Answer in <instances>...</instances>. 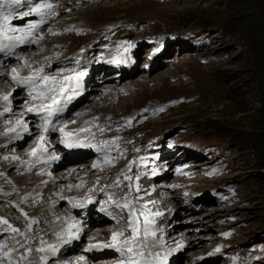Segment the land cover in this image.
<instances>
[{
	"label": "rangeland",
	"instance_id": "obj_1",
	"mask_svg": "<svg viewBox=\"0 0 264 264\" xmlns=\"http://www.w3.org/2000/svg\"><path fill=\"white\" fill-rule=\"evenodd\" d=\"M128 1L120 0L118 6L104 9L101 6L110 5L113 0H83L82 9L74 3L73 8L70 7L72 9H67L62 15L69 16L64 21H60L61 15L58 17L52 14V17L58 18L45 26L46 47L39 57L43 56L51 60L71 55L75 58L76 54L88 52V48L94 46L96 51L104 53L103 55H106V51L112 55L117 50H125L120 55L121 60L126 54L133 53L140 59L138 65L136 64L137 72L129 77L124 76L116 85L115 76H120V71H113L118 72L117 75L113 72L105 75L104 79H109V82L107 80L103 83L101 81L104 79L101 78L98 79L101 81L95 82L97 75H94L92 82L94 90L90 91L80 103L81 106L77 107L78 112L70 116V118L74 117L72 128H78V131L68 140L75 141L79 138L81 129H88L87 133L95 137L98 132L96 128L92 131L90 125L101 120H111L112 124L120 121L124 130L133 129L131 125L136 126L137 130L141 129L140 133L129 138L127 144H119L120 151L122 154H127L128 160L144 153L147 142L161 135L165 139L164 142L169 141L173 144L189 143L193 139L217 143L218 145H211L210 148L206 145L194 147L205 159L196 160L207 162V166L201 172V178L198 172L202 167L193 169L195 162H192L190 168L196 177L175 181L179 192L171 187L168 188L172 181L166 182L167 188L164 194L168 193L171 201L161 192V200L170 206L165 219L160 220V224L156 225L157 236L164 241L158 246L157 251L171 250V255L176 254L174 260H177L179 257L177 252H180L178 249H181L179 244L185 241L181 251L182 258L194 264L221 262L227 264L223 260L232 259L227 258V255L235 257L233 264H236L238 255L239 264H264V0ZM202 26L210 28H206L201 34L183 39ZM42 37L45 39L44 35ZM105 45L108 47L105 48ZM144 45L153 46V52L157 54L155 58L164 62L166 59L167 62L157 69L152 67L145 69L144 61L150 58L148 56L150 47L144 48ZM160 52H166L167 56ZM96 61L107 65L106 60L102 58ZM54 62L56 61L52 63ZM132 63L130 62L131 66L127 71L136 67ZM8 69L6 65L2 69L5 75L0 81L5 87L0 88V96H3V92L10 84L6 74ZM180 97L182 99L171 101ZM165 100H169V104H164ZM161 101L160 106H157L160 111L154 114L155 110L152 107ZM4 103L0 99V105ZM19 104L24 105L21 101L16 106ZM145 110L151 114L146 113L147 117L142 118ZM15 112L19 113L20 110ZM71 124L65 125L64 130H67ZM33 131L39 134L37 129H32ZM9 136L7 141L4 140L0 144L12 143ZM106 137L107 134L105 140ZM102 139L103 137L99 136L95 137L94 141ZM79 140L83 141L80 138ZM28 142L18 147L11 145L8 149L17 151V148H23ZM35 144L36 140L30 143L27 149L18 152L17 157L21 154L24 157L22 160L18 158L17 161L14 156L13 162L34 160L29 155V151L36 147ZM108 144L107 151L110 153L112 146ZM52 149H56L57 153L61 152L63 155L60 157L63 158L62 148ZM176 149L175 151L179 150ZM0 155L10 158L4 149L0 151ZM25 157L29 158L24 160ZM92 159L99 162L107 161L109 157L97 159L94 155L90 159L72 163L70 174L67 170H61L56 174L41 171L28 174L27 163L13 167L6 164V183L20 184L14 188L9 187L13 189L9 190V198L14 202L18 199L17 204L22 213L31 210L38 215L39 213L31 209L30 192L37 195L40 191H49L50 195H56L63 188H67L73 198L89 195L83 192H97L103 185L101 182L105 178L104 174L94 173L90 168L84 171L78 169L82 164H89ZM165 159L160 160L163 166ZM45 161L46 157L43 162L33 163L29 169H36L38 166L49 169L48 166H42ZM185 161L190 159L182 162ZM141 163L149 164L150 161L147 159L145 163L142 158ZM129 165L125 166L122 158L118 159L113 167L115 175L121 176L123 173L132 175ZM216 165H218L217 170L214 169L212 173V167ZM98 178L101 182H97ZM134 178L135 176L129 181L133 182ZM193 180L196 181L192 182ZM134 182L136 183L137 180ZM198 194L202 198L210 199L208 203L210 205L201 203L210 208H203L200 214L191 215V219L187 221L188 226L180 214L178 201ZM216 195H220L222 199L219 200ZM39 199L38 196L34 198V203ZM55 200L56 198L50 199L49 207L55 208ZM134 202L137 208L143 205L141 199H136ZM64 205L65 201L61 199V206ZM170 208H174V212L170 211ZM180 208L182 209L181 204ZM162 209L163 207L159 208ZM37 210H41L40 215L44 218L42 220L36 217L40 222L34 218L23 219L21 215L18 220H13L11 217L9 219L15 222L14 226L20 227L23 231L29 229L28 225L31 224V227L39 226L49 233L50 229L42 225L53 224L52 216L42 208ZM96 211H93L94 216L99 215ZM74 214L69 210L65 213L56 210L55 215L60 220L52 227L63 223L65 215L72 218L71 215ZM94 221L99 222L98 219ZM83 224L86 232L80 247L74 252L66 250L64 254L59 255V261L63 264H111L116 261L118 258L107 256L112 254L111 252L103 251L92 255L94 250L87 251V248L88 241L99 242L98 246L104 245V242L109 241L106 234L111 236V232L117 226L114 227L109 223L95 226L86 219ZM25 241L21 238L22 244ZM52 246L54 243L49 244L48 259L55 257ZM218 248L220 250L216 251ZM80 256H84L86 261L78 262ZM225 256L226 258L223 259ZM101 257L107 258L99 260ZM183 260L181 259L177 264H185Z\"/></svg>",
	"mask_w": 264,
	"mask_h": 264
},
{
	"label": "snow or ice",
	"instance_id": "obj_2",
	"mask_svg": "<svg viewBox=\"0 0 264 264\" xmlns=\"http://www.w3.org/2000/svg\"><path fill=\"white\" fill-rule=\"evenodd\" d=\"M27 7L26 11H18L21 8ZM55 7L49 0H40L39 3H33L32 0H0V54L5 57H14L17 60L23 61V67H30L27 59L18 55L16 49L22 45L33 44L37 39H42V36H35L34 33L44 25L48 19H50L52 13H54ZM39 17L38 20L28 23L25 27L14 26V20H24L30 16ZM5 67L3 61H0V69ZM70 69L63 68L57 75H52L45 71L43 66L33 70L28 76H21L17 68L11 69V79L18 85L28 89V96L32 101L39 100V104H25L24 111L19 114L13 113V120H8L9 125L6 128L5 135L9 136L10 140L23 139L24 133L31 135V130L24 117L27 113H34L39 117V123L36 125L38 135L36 139V147L29 151V155L34 158L32 161H27L29 167L33 163L42 162L45 159L46 154L52 158L47 147L48 134L51 131L59 130L64 136L70 137L72 133L64 131L63 127H57L53 123L54 118L62 113L67 104L73 99L74 95L78 94L80 77L84 76V72H76L75 75H63L65 72H70ZM75 82V83H73ZM11 93L0 96L4 103L3 112H12L11 108ZM162 110V109H161ZM0 112V115H3ZM80 131L87 132L88 129H81ZM118 139V138H117ZM67 147H96L98 151L102 149L97 145L81 143L79 138L75 141L62 140ZM105 144L109 142H104ZM6 146V145H5ZM18 159V157H16ZM131 165H129V168ZM125 179H131V177L125 175ZM138 180L139 177L137 176ZM117 185L119 180H117ZM131 188V185H128ZM136 191H139V187H136ZM111 200V195H109ZM91 203V198L88 200ZM116 208L123 213L126 212L125 227L111 233V243L104 244L103 247L112 248L121 255V259L118 264H167L168 256L171 254V250L161 253L157 251L159 245L164 241L160 240L157 236V227L155 217H160L161 212H151L148 209L147 204L141 205L137 208L133 199L124 197L122 201H113ZM154 203V202H153ZM74 206L83 207L80 202H75ZM101 211L106 209L101 208ZM113 219L119 221L121 218L119 214L113 215ZM27 215L26 213L24 214ZM0 223L7 225V227L13 233H19L20 229L15 228L8 224V221L0 218ZM35 223V221H32ZM31 227V224L28 225ZM75 229V231H73ZM81 229L75 224L69 225L67 231V238L63 243H70L73 239H79V233ZM41 240V244H43ZM98 245L89 244L87 251H91ZM183 247V245H179ZM218 248L216 251H219ZM31 252V248L28 249ZM39 251H44V248H40ZM57 251L56 246H52V252ZM43 259V258H42ZM79 261H86L84 256L78 258Z\"/></svg>",
	"mask_w": 264,
	"mask_h": 264
},
{
	"label": "bare ground",
	"instance_id": "obj_3",
	"mask_svg": "<svg viewBox=\"0 0 264 264\" xmlns=\"http://www.w3.org/2000/svg\"><path fill=\"white\" fill-rule=\"evenodd\" d=\"M57 4H56V6H54L55 7V11H54V13H52L53 15H58V17H59V15H61V18L62 19H60V21H64L67 17H69V16H62L66 11H67V9H72L73 8V4L74 3H76V5H78V8L79 9H82V1L83 0H54ZM119 1L120 0H113V2H111V4L109 5V4H104V5H102L101 6V8H104V9H109V7H112V6H118V3H119ZM124 2H129L128 0H124ZM70 7H72V8H70ZM70 16H71V13H70ZM58 17H52L51 16V22L54 20V22H55V19H57ZM59 20V19H58ZM54 24H52V26H53ZM162 55H166L167 56V53L166 52H164ZM148 56H151V54L150 55H148ZM147 56V57H148ZM166 56H165V58H166ZM132 57H137L136 55H132ZM155 58V57H154ZM148 60V59H147ZM0 61H1V58H0ZM131 62H133L132 63V65L134 64V65H136L135 64V62L134 61H131ZM144 63H146L145 61H144ZM166 63V59H165V62H164V60H162V59H158V58H155V59H153L152 61H151V65L153 66V68L155 69H157L158 67H160V66H163L164 64ZM5 64V63H4ZM131 65H130V61H127V60H125L123 63H122V70H121V73L122 72H124V71H127L128 70V68L130 67ZM89 67H91V65L89 66ZM136 68V67H135ZM135 68H130L129 69V71H133ZM7 71L8 70H6V73H7ZM0 73H1V75H0V79H2V77L5 75V71H3L2 69H1V71H0ZM119 74V73H118ZM94 75H97V73L96 74H94ZM94 75L90 72V73H87L86 74V77H85V75L84 76H82V77H80V81H79V90H78V92H80V96H82V95H84V92L85 93H87V95H88V93L90 92V91H93L94 90V88H93V85H92V82H93V77H94ZM99 75V74H98ZM83 77H85L83 80H82V78ZM96 77V76H95ZM116 77V76H115ZM123 77H124V75H123ZM108 82H109V80H108ZM73 83H75V82H73ZM108 85V84H107ZM130 85V84H129ZM133 86V85H132ZM132 86H130V87H132ZM99 88V87H98ZM6 91L7 90H5L4 92H3V95H5L6 94ZM87 95H85L84 96V99L87 97ZM103 97V96H102ZM83 102V101H82ZM21 106V105H20ZM95 106H97V104L95 105ZM94 106V107H95ZM89 110V109H88ZM92 110V109H91ZM21 111V110H20ZM84 112V111H83ZM88 116V115H87ZM33 133H36L35 131H33ZM13 140H10V142H12ZM52 148H55V146H50L49 147V153H51L52 154V156H56V155H63V154H61V152H58L57 153V151H55L56 149H52ZM175 149L176 148H174L173 150H171L170 152H169V155L171 154V157H167L166 159H165V163H164V167H169V165H171L172 164V162L175 160L174 158H176V160L178 161V159H179V161H181V162H179L180 164H183V160H189L190 158L187 156V157H184L183 158V154H181V152H180V149L178 150V151H175ZM177 150V149H176ZM16 157H17V154L15 155ZM24 157V156H23ZM46 162H44L43 164H42V166H48L49 168H50V165H49V162H50V158L48 159V155L46 154ZM15 158V157H14ZM18 158H20V157H18ZM26 158V157H25ZM183 158V159H182ZM48 159V160H47ZM81 159H83V157L81 158ZM15 160V159H14ZM22 160V159H21ZM24 160H26V159H24ZM31 160V159H30ZM29 160V161H30ZM173 160V161H172ZM17 161H19V159H17ZM16 161V162H17ZM22 162V161H21ZM25 162V161H24ZM43 162V161H42ZM193 162H195L194 163V165H193V169H196V168H199V167H203L204 165H205V163H202L201 161H193ZM21 165H24V164H21ZM41 167V166H40ZM190 171H193L191 168H190ZM59 173V172H58ZM181 175H183V176H185L184 174H183V170H181ZM185 177H179L178 179H184ZM162 193H163V195H165V197L168 199V200H170L171 201V196L167 193V194H164L165 193V188H167L166 186H165V184H166V182H162ZM152 187V186H151ZM170 186H168V188H169ZM164 197V196H163ZM174 202V201H173ZM166 203V202H165ZM168 205V204H167ZM170 206V205H169ZM175 208V207H174ZM174 208H170V211L172 210V212H174ZM162 211V210H161ZM166 212H167V210H165ZM163 212V211H162ZM163 214H164V212H163ZM92 217V216H91ZM90 217V218H91ZM204 218V217H203ZM165 219V218H164ZM97 220V219H96ZM177 226V224H175V226L174 227H176ZM205 226V225H204ZM199 228H201V227H199ZM179 231H181V229L179 230ZM93 232H94V230H93ZM179 233V232H178ZM177 233V234H178ZM175 234V233H174ZM96 237V236H95ZM184 247V246H183ZM182 247V248H183ZM178 250H181L180 248L178 249ZM175 252V251H174ZM176 253V252H175ZM176 254H173V259H172V261H171V264H174V259H176ZM104 258H107V257H101L99 260H104ZM110 259V258H109Z\"/></svg>",
	"mask_w": 264,
	"mask_h": 264
}]
</instances>
